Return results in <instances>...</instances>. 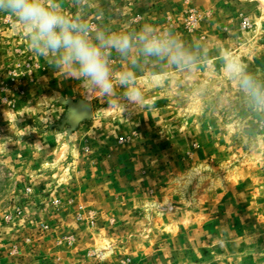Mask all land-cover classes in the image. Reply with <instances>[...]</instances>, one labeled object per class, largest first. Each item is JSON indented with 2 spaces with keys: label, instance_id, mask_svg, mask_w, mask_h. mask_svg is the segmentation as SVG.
Returning a JSON list of instances; mask_svg holds the SVG:
<instances>
[{
  "label": "rangeland",
  "instance_id": "374dc122",
  "mask_svg": "<svg viewBox=\"0 0 264 264\" xmlns=\"http://www.w3.org/2000/svg\"><path fill=\"white\" fill-rule=\"evenodd\" d=\"M94 29L150 25L191 63L114 51L97 97L0 14V264H264V0H61ZM92 116L72 128L67 101Z\"/></svg>",
  "mask_w": 264,
  "mask_h": 264
},
{
  "label": "clouds",
  "instance_id": "9594fccd",
  "mask_svg": "<svg viewBox=\"0 0 264 264\" xmlns=\"http://www.w3.org/2000/svg\"><path fill=\"white\" fill-rule=\"evenodd\" d=\"M0 14L18 23L34 53L44 56L61 74L81 81L97 97H114L117 85L125 89L130 101L141 97L132 73L114 76L110 64L113 51L124 59L133 54L166 59L177 67L190 64L192 59L182 44L167 34H156L150 25L136 32L94 29L81 17L67 15L61 0H0ZM229 68L240 77V87L257 105L264 106L261 86L243 69Z\"/></svg>",
  "mask_w": 264,
  "mask_h": 264
},
{
  "label": "water",
  "instance_id": "95a60500",
  "mask_svg": "<svg viewBox=\"0 0 264 264\" xmlns=\"http://www.w3.org/2000/svg\"><path fill=\"white\" fill-rule=\"evenodd\" d=\"M70 114L67 116V122H69L74 128L77 124L83 120H87L92 116L91 104L87 101L79 100L77 102L67 101Z\"/></svg>",
  "mask_w": 264,
  "mask_h": 264
}]
</instances>
